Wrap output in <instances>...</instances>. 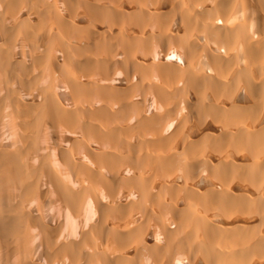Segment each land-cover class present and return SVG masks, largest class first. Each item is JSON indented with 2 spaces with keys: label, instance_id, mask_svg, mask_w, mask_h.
Here are the masks:
<instances>
[{
  "label": "bare ground",
  "instance_id": "bare-ground-1",
  "mask_svg": "<svg viewBox=\"0 0 264 264\" xmlns=\"http://www.w3.org/2000/svg\"><path fill=\"white\" fill-rule=\"evenodd\" d=\"M10 1L20 0H7L8 10L0 2V189L17 182L15 189L25 185L32 196V245L42 221L70 244L82 227L93 230L104 220L96 222L98 215L109 216L102 227L108 235H100L102 247L110 244L106 259L79 248L68 259L66 241L52 237L47 240L54 248L66 250L60 247L65 256L49 264H77L88 255H97V264H264V0H122L129 7L118 10L117 0H84L95 9L86 4L75 14L46 1L39 8L43 18L28 10V17L37 13L39 25L25 15L22 26L14 22L35 0H21L19 9ZM51 125L57 132L70 126L75 141L52 133ZM25 142L28 156L37 155L33 163L15 152ZM60 150L72 164L65 165L69 172L74 164L72 174L77 167L80 176L83 171L84 188L95 184L87 174H96L111 193L96 185L100 196H92L90 184V195H79L83 202L77 195L83 187L74 193L79 180L68 182L74 187L62 191L63 204V188L33 171L47 165L57 179L66 178ZM27 171L38 183L31 184ZM54 172L49 176L57 182ZM9 190L0 193V235L16 242L28 234L17 218L22 198ZM84 232L80 240L88 247L84 239L94 236ZM117 232L129 234L125 245L113 238ZM7 240L2 249L11 244ZM50 244L46 251L58 249L50 251ZM15 250L10 254L20 252ZM33 256L34 264H47L36 251Z\"/></svg>",
  "mask_w": 264,
  "mask_h": 264
},
{
  "label": "rangeland",
  "instance_id": "rangeland-1",
  "mask_svg": "<svg viewBox=\"0 0 264 264\" xmlns=\"http://www.w3.org/2000/svg\"><path fill=\"white\" fill-rule=\"evenodd\" d=\"M98 1H100V0H95L94 3L97 2L98 5H99V3H100L101 1H103V0H101L100 2H98ZM110 1H111V0H106V1H103V2H106V3H107V2H110ZM117 2H118V4L114 6V8H115L114 10L122 9V8H125V7L127 8V6L129 7V5H127L126 3H125L126 5H125V4L123 5V4H122V0H117ZM120 2H121V6H120V4H119ZM49 3H50V2H49ZM54 3H55L56 5H58L57 2H53V4H54ZM94 3H93V4H94ZM51 4H52V3H51ZM53 4H52V6L48 4V6L53 7V8H56L55 5L53 6ZM87 4L90 5L89 3H87ZM88 5H87L86 7H88L89 9H91V10H92V9H93V10L95 9V8H93L92 6L90 7V6H88ZM122 5H123V7H122ZM116 6H119V7H116ZM45 7H47V6H39V5H36V6L30 7L29 10L32 9V8H33V9H32L33 12H36V10H38L37 13H38L39 17H42V18H43V13H40V9H39V8H41V9L43 10V8H45ZM120 7H121V8H120ZM4 8H5V7H4ZM37 8H38V9H37ZM83 8H84V10L86 11L87 8H85L84 6H83ZM83 8H82V10H83ZM116 8H118V9H116ZM5 9H6V8H5ZM5 9H3V10H5ZM56 9H58V6H57ZM42 10H41V11H42ZM84 10H83L82 12H85ZM37 13L34 14V17H31V16H33V15H31L30 17H27V20H29V19L32 18L33 20H32V19H31V20L33 21V23H37V24L39 25L40 18H38V16L36 15ZM39 13H40V14H39ZM35 15H36V16H35ZM35 17H36V18H35ZM22 20H23V19L18 20V21H15L14 23H19L20 21L22 22ZM25 20H26V19H25ZM38 20H39V21H38ZM43 20H44V21H43ZM43 20H41V21L46 22V23L44 24V23L41 22V23H40V24H42L41 27H43L44 25L47 24V20H46V19H43ZM23 21H24V20H23ZM97 24H99V23H97ZM100 24H101V25H100ZM100 24H99V27L103 25V23H101V22H100ZM107 24L109 25V23H106L105 26H107ZM15 25H16V24H15ZM97 27H98V26H97ZM56 36H58V35H56ZM61 60H62V59H61ZM25 136H26V139L28 138L27 136H29V138L32 137V135H29V134H27V135H25ZM29 138H28V139H29ZM31 139H32V138H31ZM31 139H30L27 143H29L30 141H32ZM18 140H19V139H18ZM27 143H26V142H25V143H22V144H21L22 147H23L25 144H27ZM33 143H34V144H32V145H34V146H35L36 144L38 145V142L35 143V141H34ZM23 148H24V147H23ZM25 148H27V147L25 146ZM25 148H24V149H25ZM24 149L20 148V149L18 150V149L15 147V152H17L16 154H21V155H23V156H21V158H23V159H25V160L28 159V162H32V163H33L32 159H35V157L37 158V155H34L35 157H34L33 155H32V156L30 155L31 157H29V156H28V153L25 152L27 149H25V150H24ZM20 150H21V153H20ZM23 150H24V151H23ZM18 152H19V153H18ZM25 153L27 154V156H26ZM30 153H31V152H30ZM34 154H35V153H34ZM41 156H42V153L39 155V159L41 158ZM42 158H43V157H42ZM32 167H34V166H32ZM32 167H31V169H32ZM44 167L47 168L48 166H47V165H44ZM45 168H43V166H42V167H41V170L43 169V171H45ZM37 169H38V168H34V169H33L34 172L36 171V172H35L36 175H37V173H38V175L36 176V178H38V177L41 178L42 176L44 177V175H41L43 171H41V170L39 171V170H38V171L40 172V173H39V172H37ZM39 169H40V167H39ZM33 171H30V172L27 171L28 173L25 174L26 177L33 178V179H32V183H31V179L29 178V181H30L31 184H33V181L35 180V174H33V176H32V175H29V174L34 173ZM43 174H44V173H43ZM28 175H29V176H28ZM39 175H41V176H39ZM101 177H102V176H101ZM102 178L104 179V177H102ZM41 179L43 180V178H41ZM41 179H40V181H41ZM107 179H108V181H109V176H108ZM38 180H39V179H38ZM105 181H107V180H105ZM34 182H37V183H38L37 179H36ZM37 183H36V185L34 184V186H37V188H40V187H38ZM93 183H95V184L90 183V184H91V189L89 190V193H90L91 195H93L92 192H95L93 196H95V195L97 196V194L99 193V192L97 191V188H98L99 186H101V184H100L99 182H96V181H94ZM98 183H99V184H98ZM109 183H110V182H109ZM109 183H108V185H107L108 187H109ZM15 184H16V185H15ZM88 184H89V183H88ZM90 184H89V186H88V185H87V186L90 187ZM96 185H99V186H96ZM0 186H1V184H0ZM15 186L18 187L19 184H18L17 182H16V183L14 182V187H15ZM87 186H86V188H84V189L82 190V192L84 191L85 195H84V193L81 194V191L77 192V191L75 190L74 193H76V192L78 193V194L76 193V194L78 195V198H80V197H79L80 194L83 195V196H86V197H87V195H90V194L86 193V192H88V189H89ZM94 186H95V187H94ZM12 187H13V186H12ZM12 187H11L10 190H12V191H13V190H16L15 193H14V191H13V193H12L14 196H15V195H16V196H17V195H18V196L21 195L20 197H18V196L16 197V198H17V199H16L17 201H19V198H22V199L25 198V199H24L25 201L22 200V199H20L21 201L18 202L19 204H18V203L13 204L14 206L16 205L15 207H17L18 205H21V207H22V208L20 207L21 209L18 207V211L20 210L22 214H20V212H19L20 215H18V216L16 215V216H17L18 219H19V218H22L20 222L24 223L23 221H25V224H24V225H26V226L29 225L31 228L28 226V228L26 229V226H23V225L21 224V227H23V229L21 230L22 233H24V234H28V236H26V238H25V239H26V243L24 242L25 239L22 240V239L24 238V236H25V235H23L22 233H21L22 235H20V237H18V238L16 239V242H15V239H13L14 242H15L14 244H16V245L18 244L17 246H19V247H17L16 245H14L15 247L12 246V245H13V244H12V242H13L12 239H10V240H11V242H10V240H9L8 237L0 235V236L2 237V239L5 238V239L3 240L4 242L8 239L7 242H8V243H9V242L11 243V244H8V245H7L8 247L11 245V246L14 248V249L11 248V250H9L8 247L5 245V248H4L5 250L2 249L1 247L4 246V245H3L4 242H2V241L0 240V241L2 242V244H1V242H0V254H1V256H2V258H0V260L3 259V256H4V259L1 260L0 264H6L8 261H10V262H8L9 264H12L13 262H14L13 264H17V263L20 264V261H21V260H22V261H21V264H23L24 262H26L25 264H28V263H29V264H32L33 262L36 263V260H35L36 258H34V256H33L34 248H33V245L31 244V243H32V237H31V234H30V233L32 232V230H33V224H30V223H31V220H29V218L31 219V218H33V216H32V214H31V212H30L31 210H27V209H28V206H29L28 203H30V202H28V201H31V199H32L31 197H32V196H29V195H28V190H27V192L25 191V185H23V188H24V189L22 188V186H20V187L17 188V189H15L14 187H13V188H14V189H13ZM92 187H93L94 189H95V188H96V189H95L94 191L90 192V191L93 189ZM102 187H103V186H102ZM6 189H7V188H6ZM6 189H2L3 191L0 189V193H1L3 196H5V195L8 193V190H9V189H7V190H6ZM104 189H105L106 192H108V194L111 193V192L109 191L110 188H108V189H107V188H104ZM104 189H102V191H103ZM4 190H5V191H4ZM10 190H9V192L11 193L12 191H10ZM98 190H99V188H98ZM107 190H108V191H107ZM20 191H22V192H20ZM105 191H104V192H105ZM109 192H110V193H109ZM16 193H18V194H16ZM26 193H27V194H26ZM1 194H0V203H1V206H2V205L4 204V202L2 203V197H3V196H1ZM19 194H20V195H19ZM30 194H31V193H30ZM70 194H72V193H70ZM23 195H24V197H22ZM28 196H29V197H28ZM98 196H100V195L98 194ZM26 197H27V198H26ZM27 200H28V201H27ZM78 200H79V199H78ZM3 201H4V199H3ZM17 201L14 200L13 202H17ZM27 202H28V203H27ZM118 203H120V205L122 206L121 203H123V204L126 205L127 201H125V199H124L123 201H120V202H118ZM17 204H18V205H17ZM24 205H26V206H24ZM110 205L112 206V203L109 204V206H110ZM116 205H117V204H115V206H116ZM120 205H119V206H120ZM23 206H24V207H23ZM121 206H120V207H121ZM120 207H119V209H120ZM23 208H26V209H23ZM1 209H2V208H1ZM22 209H23V210H22ZM108 209H110V207L107 208V210H108ZM119 209H118V210H119ZM121 209H122V208H121ZM24 210H27V211H24ZM103 210H105V208H104ZM28 211H29V212H28ZM110 211H111V209H110ZM110 211H109V212H110ZM116 211H117V210H116ZM17 214H18V213H17ZM28 214H29L30 216H32V217H30ZM103 214H106V213L103 212ZM103 214H102V215H103ZM27 215H28V216H27ZM106 215H107V214H106ZM135 215H136V214H135ZM136 216H138L139 219L142 218L141 215H140V213L137 214ZM0 217H2V216H0ZM25 217L28 218V220H27V219H24ZM102 217H103V216H102ZM102 217H101V219H104V220H101V219H100L102 224H101L100 222L97 221L98 223L93 224L94 227H92L93 230H94V229H95V230H96V229L98 230L97 233L94 232L92 229H91V230H92V231H91V230L89 229V228H91V227L86 228L87 230L84 229L85 231H88V232H89V233L87 232V236H89V237L94 236V237H92L93 239H89L90 241H91V240H92V241H91V243L89 242L90 244L88 245V247L86 246L87 248H84V245H83L82 248L79 247V246H77V248H79V249H78L79 252L82 251V252H86L87 254H88V252H89V254H93V255H95V254L98 255V254H99L98 257H100V258H102V257H101L102 255H104L103 258L106 259L107 257H105V256H106V255L109 256L108 253H107V252H108L107 249H109L110 244L105 243V244H104L105 246L102 247V244H103L102 242H104L105 240L102 239L101 236H103V238L106 237V236H104L103 234H101V231H102L103 233L105 232V233H104L105 235H106V234L108 235V233H106L108 229L106 228V230H105V229L102 228V227H104L105 225H107V224L104 223V221L107 222V218H108L109 216H108V215H107V216H104L105 218H102ZM106 217H107V218H106ZM19 220H20V219H19ZM39 220H40V219H39ZM39 220H38V221H39ZM34 221H35V220H34ZM38 221H37V219H36L35 222L39 223ZM29 222H30V223H29ZM26 223H27V224H26ZM44 223H45L44 221L41 222V224H42L43 226L46 227L47 223H45L46 225H45ZM134 223H135V225L139 226V225L141 224V221H138V222H137V220H136V222H134ZM96 224H98V226H97ZM100 224L102 225V226H101V230H100V228L98 229V227H100V226H99ZM31 225H32V226H31ZM103 225H104V226H103ZM20 229H21V228H20ZM20 229H19V230H20ZM103 229H104V231H103ZM23 230H24L25 232H28V233L23 232ZM84 230H83V232H84ZM89 230H90V231H89ZM99 230H100V231H99ZM21 231H20V232H21ZM98 232H100L99 235H98ZM84 233L86 234V232H84ZM92 233H93L94 235H92ZM95 233H96V234H95ZM117 233H118V234L115 233L116 236H115V237L113 236V238L115 239L116 237H118V239H121V241H120L121 244H124V245H125V244L127 243L126 240H128V237H127V236H128L129 234H128L127 232H124V234L121 236L120 234L123 233V232H121V233H120V232H117ZM88 234H89V235H88ZM115 234H114V235H115ZM48 235H49V234H48ZM96 235L99 236V237H101L102 240H100V238H98V237L95 238ZM100 235H101V236H100ZM124 235H125V236H124ZM29 236H30V238H29ZM120 237H121V238H120ZM27 238H28V239H27ZM94 238H95V240H94ZM97 238H98V240H100L99 243H98V241L96 240ZM113 238H112V239H113ZM123 238H125L126 240H125V239L123 240ZM0 239H1V238H0ZM110 239H111V238H110ZM112 239H111V240H112ZM114 239H113V242L115 241ZM118 239H117V240H118ZM27 240H29V242H28ZM30 240H31V242H30ZM63 240H64V239H63ZM17 241H18V242H17ZM65 241H66V240H64V242H65ZM68 241H69V240H67V241L64 243L65 246H67ZM95 241H96V242H95ZM101 241H102V242H101ZM118 241H119V240H118ZM123 241H125V242H123ZM7 242H6L5 244H7ZM75 242H76V241H75ZM92 242H94V244H93ZM100 242H101V243H100ZM105 242H106V241H105ZM122 242H123V243H122ZM24 243H25L26 245H25ZM62 243H63V241H62ZM79 243H80V241H78V245H79ZM117 243H119V242H117ZM23 244H24L25 246H23ZM30 244H31V245H30ZM64 244H62V245H64ZM70 244H71L72 246H70ZM70 244H68L67 247H69L70 250H71V253H73V251H75V248H74L75 245H74V244H76V243H71V242H70ZM91 244H92V245H91ZM95 244H96V245H99V246L97 247ZM107 244H108V245H107ZM1 245H2V246H1ZM93 245H95V246H93ZM11 246H10V247H11ZM20 246L22 247V248H21L22 250H23L24 247H25V249H24L25 251H21V250L19 249ZM26 246H27L28 248H27ZM29 246H30V247H29ZM80 246H81V245H80ZM89 246H90V247H89ZM106 246H107V247H106ZM10 247H9V248H10ZM16 247H17V248H16ZM72 247H73V248H72ZM96 247L99 248V249H97ZM15 248H16V250H15ZM69 248H68V249H69ZM80 248H81V249L84 248V250L87 249V251L80 250ZM92 248L97 249L98 251L95 250V251H97V253H95V252H94V249H92ZM117 248H118V247H117ZM1 249H2V250H1ZM6 249H7V250H6ZM17 249H18V250H17ZM27 249H28V250H27ZM31 249H32V250H31ZM89 249H90V250H89ZM104 249H105V250H104ZM126 249H127V248H126ZM13 250H15V251H19V250H20L21 253H20V252H17V253L14 252L16 255H14V254H10L11 252L13 253ZM26 250H27L28 252H29V251H30V252L28 253ZM78 250H77V255H78ZM88 250H89V251H88ZM121 250H123V248H121ZM3 251L6 252V253H8V254H7L8 256H7V255H4V254H6V253H4ZM8 251H9V252H8ZM91 251H92L93 253H92ZM102 251H104V253H107V254L102 253ZM105 251H106V252H105ZM23 252H25V253H23ZM26 252H27L28 255L30 254L29 257L27 256ZM98 252H101L102 254H100V253H98ZM2 253H3V254H2ZM18 253H19V254H18ZM22 253L25 254L24 257L26 256V258H25V260L27 259L26 261H25V260L23 261L24 257L21 256ZM17 254H18V255H17ZM31 254H32V255H31ZM10 255H12V256H10ZM13 255H14V256H13ZM93 255H91V256L94 257ZM97 255L95 256L96 258H97ZM6 256H7V257H10V258H8V261H7V257H6ZM16 256H17V258L19 259V262H16V260H15V257H16ZM89 256H90V255H88L87 258H86V256H85V261H87V260L90 261V262H92V261L95 262V261H96L97 263H99V262H98V259H96L95 257H94V260L91 261V258H90L91 256H90V257H89ZM112 256H113V255L110 253V258H112ZM11 257H13V259H12ZM30 257H32L31 260H29ZM72 257H73V256H72ZM88 257H89V258H88ZM20 258H21V260H20ZM9 259H10V260H9ZM18 259H17V261H18ZM83 259H84V258H83ZM12 260H13V261H12ZM28 260H29V262H27ZM34 260H35V261H34ZM74 260H75V258H74ZM77 260H78V259H77ZM100 260H101V259H100ZM108 260H109V259H108ZM83 261H84V260H83ZM5 262H6V263H5ZM15 262H16V263H15ZM31 262H32V263H31ZM72 262H73V260H72ZM96 262H95V263H96ZM34 263H33V264H34Z\"/></svg>",
  "mask_w": 264,
  "mask_h": 264
},
{
  "label": "crops",
  "instance_id": "crops-1",
  "mask_svg": "<svg viewBox=\"0 0 264 264\" xmlns=\"http://www.w3.org/2000/svg\"><path fill=\"white\" fill-rule=\"evenodd\" d=\"M24 1H27V0H23L22 2H24ZM28 1H30V0H28ZM32 1H34V0H32ZM35 1H36V2H35ZM35 1L32 2V3H30V5L32 4V7H33V6H36V5H39V6H45L46 3H47L46 1H48V2H57L58 6H61V7H63V8L66 6L65 9L68 8V9H69V10L67 9L68 12H70V13H71V12H74V13H71V14H75L76 10H78L77 12H81L83 6H86V4H87V3H85L86 0H85V1H84V0H78V2L81 1V3H83V4H79L80 2L78 3L77 1L73 0V1H75V4H76V2H77L78 4H76V5L74 4V5H72L73 7L71 6V8H70L68 4H72V3H73L72 0H69V3H66V0H63V1H62V0H35ZM70 1H71L72 3H70ZM88 1H89V0H88ZM0 2H1V1H0ZM18 2H21V0L18 1ZM18 2L16 1V4H14L15 1H13V3H12V1H10V4H14L15 6L18 5L17 8L19 9V7H20L21 5H19L20 3H18ZM22 2H21V4L24 5ZM61 2H62L63 4H62ZM64 2H65L66 4H65ZM1 3H7V4H8L7 0H5V2H1ZM17 3H18V4H17ZM24 3H25V2H24ZM26 3L28 4L29 2H26ZM59 4H60V5H59ZM61 4H62V5H61ZM4 5H6V4H4ZM14 5H13V6H14ZM30 5L28 4L27 7H26V5L23 6L24 9H22L21 11H23L24 17H22V19H25V18H26L25 15L27 16V15L29 14V11H28V10H29V8H30ZM79 5H80L81 9H80ZM87 5H88V4H87ZM6 6H7V7H6ZM6 6H4V7H6V9H7L8 6L11 7L12 5H9V4H8V5H6ZM15 6H14V8H15ZM28 6H29V7H28ZM46 6H47V5H46ZM74 6H75V7H74ZM77 6H78V7H77ZM25 7H26V8H25ZM90 7H91V6H90ZM20 8H22V7H20ZM9 9H10V8H9ZM18 9L15 8V9H12V10H17V11H18ZM79 9H80V11H79ZM7 10H8V9H7ZM25 10L28 11V13H27ZM19 11H20V10H19ZM77 12H76V13H77ZM27 17H28V16H27ZM19 23H21V22H19ZM19 23H18V24H17V23H14V26H15V24H17V25H21V26L24 24V23H21V24H19ZM33 24H35V23H33ZM24 26H25V25H24ZM51 126H52V125H51ZM52 127H54V126H52ZM69 128H70V126H69V127H68V126L65 127V130L68 129V130H66V132H64V131H65L64 129H60V130L57 129L58 132H60V133H58L56 130H55L56 132L54 131V129H56L55 127H54V128H51V129H52V131H54V132H52V133H54V134H56V133H57V134H60V135L63 136L65 139L68 138L67 140L73 142V141H75L76 137H74V135H72V133L69 131ZM61 130H62V131H61ZM62 133H63V134H62ZM64 133H65V134H64ZM73 139H74V140H73ZM48 145H49V144H48ZM57 152H58V151H57ZM59 154H60V155H59L60 158H61V159L63 158V160H64V162H63V160H61V161H62V165L64 164L63 166H65V165H66L65 161H66V158H67V157H66V155H64L65 157L62 155L63 153H62L61 150L59 151ZM62 156H63V157H62ZM69 157H71V156L69 155ZM60 158H59V159H60ZM64 158H65V159H64ZM67 160H68V159H67ZM97 161H98V160H97ZM66 162H67V161H66ZM99 162H100V163H99ZM70 163H71V162L69 161V162L67 163L66 166H69ZM96 163H97V164L99 163V166L102 164L103 166H101V167H104V168L106 167V166H105L106 164L102 163L101 161H98V162H96ZM71 165H72V164H70V166H71ZM66 166L63 167V168H64L63 170H65V168H67L66 170H68V167H66ZM48 167H49V166H48ZM73 167H76V165L74 164ZM73 167H70L69 169H72V171H73ZM77 168H79V167H77ZM77 168H76V170H77ZM74 169H75V168H74ZM45 170H46V173H47V174H45V171H44V174H45L44 176L46 177V179L48 178V181H53V182H52V184L54 185L53 188L57 189L58 185H59V188H58V189H60L61 187L63 188V189L61 188L62 190L59 191V192L64 191V192H66V194H69L68 191H69L70 189H68V188H72V189H73L74 186H68V185H67L68 182H69V184H70L71 182H72V183H73V182H74V183H75V182L77 183L78 180H79V182H80V185H79V183H78V184H77L78 186H76L74 190L79 191L82 187H83V189H84V186H82L81 184L85 185V184L83 183L82 180H83L84 178H86V176H82V174H83V171H82V170H81L82 172H80L81 176H80L79 173L77 172V171H79V170H77V171L75 170V175L72 174V173H74V172H72L71 170H70L71 173L69 172V170H68V171H62V172L60 173V175L64 172V173L62 174V175H63L62 177H66V178H63L62 181H64L65 183L62 182V181H60L61 179L59 180V179L56 178L57 175H56V173H55L52 169H48V170H49V171H48V170L45 168ZM50 171H51V172H54V174H55L54 177L57 179V182H54V178L52 179V177H53L52 175H51L52 177L49 176V174H52V173H50ZM48 172H49V173H48ZM67 172H68L69 175H67ZM64 175H65V176H64ZM78 175H79V176H78ZM93 175L95 176V177L93 178L94 181H102V183L100 182L101 186H104V188H106V186H105L106 184L104 185V182H105V181H103L104 179H102V177L99 176V177H100V178H99L98 175H96V174H90V177H89V175L87 174V176H88L87 178H88V179L90 178L91 180H90V179H89V180L92 181V177H93ZM47 176H48V177H47ZM74 176H75V179H74ZM57 177H58V176H57ZM81 177H82V179H81ZM97 177H98V178H97ZM95 178H96V179H95ZM80 179H81L82 183H81ZM97 179H98V180H97ZM74 180H75V181H74ZM90 181H89V183H90ZM92 182H93V181H92ZM60 186H61V187H60ZM67 186H68V188H66V189H67L68 191H66V189H65V187H67ZM78 187H79V189L77 190ZM107 187H108V186H107ZM85 188H86V186H85ZM58 189H57V190H58ZM107 191H108V190H107ZM64 192H62V196H61V194L59 195V197H61L62 200H64V201L62 202L63 204H64L65 201L67 200V199H66V196H67V195H66ZM81 193H82V189H81ZM65 195H66V196H65ZM63 196H65V197H63ZM81 196H82V195H81ZM81 196H80V200H82ZM92 196H93V195H92ZM83 200H84V197H83ZM83 200H82V201H83ZM82 201H81V202H82ZM83 202H84V201H83ZM81 212H82V211H81ZM81 212L78 211V212H77V215H78V216H80L81 214L83 215V213H81ZM78 213H79V214H78ZM99 214H100V213H99ZM101 214H102V213H101ZM82 215H81V216H82ZM81 216H80V218H81V220H82L83 217H81ZM99 217L101 218V215H98V216H97V221H100V220H99V219H100ZM97 221H96V222H97ZM40 223H41V222H40ZM40 223H39V224H40ZM39 226H41V227H40L38 230H35L34 233H33V235H34V237H35V239H34L35 241L33 242V248H34V251H36L37 254H39V257H38V258H39V259H42V260H40L41 262L44 261V263H45V261H46L47 264H49V261H51V260H52L51 262H54V261H53V258H54L55 262H57V261H61V259L63 258V256H65L64 252H63V254H62V250L64 251V250H66V249H63V247H62L61 245L58 246L59 244L62 243V240H63L60 236H58L60 233H58V232L55 233L54 231H50V229L48 230L47 225H46V227L43 226L42 224H40ZM42 227H43V228H42ZM45 229H46V230H45ZM81 230H84L83 227H82ZM81 230H80V232H81ZM35 232H37V233H35ZM47 233L50 235V237H48L49 235H47ZM83 233H84V232H81V233H80V239H81L82 241H83L82 238H84L85 235H86V234L84 235ZM53 234H54L55 236H54ZM81 234H83L84 237H81V236H83V235H81ZM51 235H52V236H51ZM45 237H46V238H45ZM52 237H54L55 239H57L58 243L61 242V243H59V244H57V241H56V243L54 242L55 244H57V245H56V248H58L59 250L56 249V248H54V247H55L54 244L52 245V242H53L52 240L55 241L54 238L51 239ZM57 237H58L59 239H58ZM38 238H39V239H38ZM47 238L50 239L52 242H50V240H47ZM86 238H88V236H87ZM44 239H46V240H44ZM61 239H62V240H61ZM78 239H79V238H78ZM78 239L76 240V241H77V242H76V246H78V245H77V244H78ZM80 239H79V240H80ZM89 239H90V238H88V239H84V240H87V241H88V244H89ZM81 240H80V241H81ZM46 241H47V242H46ZM82 241H81L82 246H83V245L86 246L87 242L84 241V242H86V244H84V242H82ZM45 242L47 243V245H46ZM49 243H51V244L49 245V246H50V247H49V248H50L49 250L51 251V247H52V248L56 249L55 251H54L53 249H52V252H49L48 250L46 251V248L48 247V244H49ZM90 243H91V242H90ZM57 246H58V247H57ZM60 247H61L62 250L60 249ZM35 248H36V249H35ZM81 248H82V247H81ZM44 249H45V250H44ZM47 249H48V248H47ZM56 251H57V252L60 251V252H59L58 254H56V253H55ZM67 251H68V250H67ZM76 251H77V247H76V250H75L74 252H76ZM48 252H49V253H48ZM74 252H73V254H75ZM47 253H48L49 255L51 254L50 257H47V256H49ZM45 254H47V255H45ZM76 254H77V252H76ZM52 255H53V256H52ZM57 255H58L59 257H58ZM62 255H63V256H62ZM70 255H71V251H70V253H69V251H68V254H67V256H68L67 258H68V259H71V258H70ZM51 256H52V257H51ZM60 257H61V258H60ZM71 257H72V256H71ZM73 257H74V256H73ZM49 258H50V260H49ZM84 262H88V263H89L90 261H83V262H80V263H81V264H85ZM75 263H76V261H75ZM80 263L77 262V264H80ZM88 263H86V264H88ZM90 263H91V262H90ZM91 264H95V263L92 262ZM96 264H97V263H96Z\"/></svg>",
  "mask_w": 264,
  "mask_h": 264
}]
</instances>
